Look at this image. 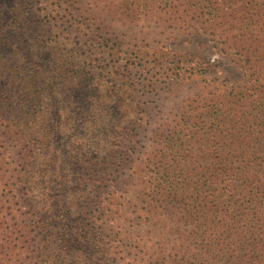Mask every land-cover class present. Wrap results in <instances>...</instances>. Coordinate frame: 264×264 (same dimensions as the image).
<instances>
[{"label": "trees", "instance_id": "obj_1", "mask_svg": "<svg viewBox=\"0 0 264 264\" xmlns=\"http://www.w3.org/2000/svg\"><path fill=\"white\" fill-rule=\"evenodd\" d=\"M102 3L0 0V264L11 244L28 264H264V0ZM106 8L200 30L250 78L193 129L151 130L143 168L160 94L102 87V58L122 51Z\"/></svg>", "mask_w": 264, "mask_h": 264}, {"label": "rangeland", "instance_id": "obj_2", "mask_svg": "<svg viewBox=\"0 0 264 264\" xmlns=\"http://www.w3.org/2000/svg\"><path fill=\"white\" fill-rule=\"evenodd\" d=\"M103 1L97 0L98 6H103L105 4ZM83 2L97 4L96 0ZM101 18L112 27V33H104L103 38L112 40L116 47L122 50L111 56L105 54L102 58V65L111 70L103 72L102 87L116 90L139 89L155 81L159 90L160 96L156 100L162 109L154 110L149 121L152 127L146 133L142 130L138 138L135 157L136 166L139 168H143L152 149L151 130L162 124H165L164 128L177 126L185 132L193 129L194 114L198 115V112L207 110L216 101H221L229 87L250 84L249 76L240 68V64L234 61L232 52L225 50L223 45L200 30L179 28L156 17L135 19L132 22V19L108 11V8L101 13ZM138 47L147 53L143 58L140 56L142 53L137 51ZM157 64L160 66L158 69ZM112 66L115 68L112 69ZM112 70L114 73H111ZM122 201L127 205L125 217L134 218L136 215L130 213L134 210V195L129 193ZM2 213L5 215V211ZM75 215L74 211L69 213V216ZM27 218L30 220L28 215ZM16 222H19V218ZM128 225L131 226V223ZM10 226L13 227V222ZM131 230L135 228L131 227ZM174 239L175 237L172 238ZM131 241L132 239L125 243L130 244ZM10 247L2 251V262L9 264L31 262L32 258L28 257L27 253L19 251L13 254L12 244ZM121 256L129 257V250L126 249ZM94 262L96 260L89 259V255H82L72 264ZM117 262L131 261L120 259Z\"/></svg>", "mask_w": 264, "mask_h": 264}]
</instances>
